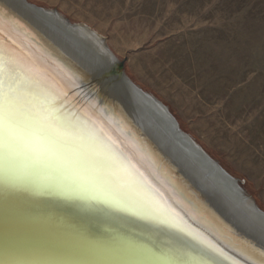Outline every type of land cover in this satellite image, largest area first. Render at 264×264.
Returning <instances> with one entry per match:
<instances>
[{"label": "bare ground", "instance_id": "1", "mask_svg": "<svg viewBox=\"0 0 264 264\" xmlns=\"http://www.w3.org/2000/svg\"><path fill=\"white\" fill-rule=\"evenodd\" d=\"M26 2L0 0V119L32 143L46 138L79 190L195 231L239 264H264V217L252 200L165 141L148 116L151 95L124 74L106 76L117 58L102 36Z\"/></svg>", "mask_w": 264, "mask_h": 264}, {"label": "rangeland", "instance_id": "2", "mask_svg": "<svg viewBox=\"0 0 264 264\" xmlns=\"http://www.w3.org/2000/svg\"><path fill=\"white\" fill-rule=\"evenodd\" d=\"M26 1L102 36L264 212V0Z\"/></svg>", "mask_w": 264, "mask_h": 264}, {"label": "water", "instance_id": "3", "mask_svg": "<svg viewBox=\"0 0 264 264\" xmlns=\"http://www.w3.org/2000/svg\"><path fill=\"white\" fill-rule=\"evenodd\" d=\"M118 65L106 76L123 75ZM146 98L157 108L148 116L165 141L180 154L194 156L200 169L206 168L241 197L245 192L238 179L182 131L164 104ZM13 122L0 119V264H239L237 256L218 254L192 229L189 234L135 214L124 204L114 205L90 189L79 190L65 180L61 158L46 147V138L39 136L32 143L23 138L22 129L12 128Z\"/></svg>", "mask_w": 264, "mask_h": 264}]
</instances>
